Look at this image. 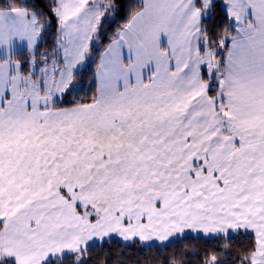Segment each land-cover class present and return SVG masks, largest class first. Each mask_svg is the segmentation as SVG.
Masks as SVG:
<instances>
[{
    "label": "snow or ice",
    "instance_id": "snow-or-ice-1",
    "mask_svg": "<svg viewBox=\"0 0 264 264\" xmlns=\"http://www.w3.org/2000/svg\"><path fill=\"white\" fill-rule=\"evenodd\" d=\"M30 7L0 0V264H88L113 237L264 264V0H140L122 24L121 0Z\"/></svg>",
    "mask_w": 264,
    "mask_h": 264
},
{
    "label": "trees",
    "instance_id": "trees-1",
    "mask_svg": "<svg viewBox=\"0 0 264 264\" xmlns=\"http://www.w3.org/2000/svg\"><path fill=\"white\" fill-rule=\"evenodd\" d=\"M124 5L121 16L116 19L119 23H124L129 12L140 3V0H121ZM29 6L35 5L34 8L30 7L29 10L42 12L44 20L47 21L50 16L48 12V6L50 0H27ZM220 19L218 21L220 27L218 32H222L227 26L228 21L224 19V13L221 12ZM116 24L112 25L111 31H115ZM232 28L229 29V32ZM56 22L52 19L50 27H46L43 35L38 40V47L35 49L37 53L45 50H51L54 47ZM110 34V33H109ZM225 49L221 52L223 56ZM28 55V52L23 50L17 52L16 58L23 61L24 57ZM94 61L90 65V71L88 77L84 80L83 87L76 95L79 98L88 100L95 90V83L92 80V75L95 72L96 63H98L99 55L94 53ZM247 243V240L244 241ZM186 246V247H185ZM238 245L234 242L229 249L222 248V242L213 239H185L164 247L162 245H148L141 246L138 242L131 244L122 243L117 237H113L110 241L97 246H93L89 252L88 264H103L107 261V264H161L162 260L168 259L173 253L180 254L181 251L187 252L186 256L181 257L184 260V264H203V260L206 255H210L214 250L217 251V255L220 256L222 264H234V258L237 255Z\"/></svg>",
    "mask_w": 264,
    "mask_h": 264
},
{
    "label": "crops",
    "instance_id": "crops-1",
    "mask_svg": "<svg viewBox=\"0 0 264 264\" xmlns=\"http://www.w3.org/2000/svg\"><path fill=\"white\" fill-rule=\"evenodd\" d=\"M230 34L235 35V28L234 27L231 29ZM228 45H229V47L231 46V40L230 39L228 41ZM16 47H17V52L25 50V46L21 42H17V46ZM226 54H227V49H225L223 56L226 55ZM98 62H99V60H98Z\"/></svg>",
    "mask_w": 264,
    "mask_h": 264
},
{
    "label": "rangeland",
    "instance_id": "rangeland-1",
    "mask_svg": "<svg viewBox=\"0 0 264 264\" xmlns=\"http://www.w3.org/2000/svg\"><path fill=\"white\" fill-rule=\"evenodd\" d=\"M118 239L122 242V243H124V244H131V242H124L121 238H119L118 237ZM137 242L141 245V246H148V245H152V244H156V245H160L158 242H156V243H152V242H149V243H142V242H139L138 240H137Z\"/></svg>",
    "mask_w": 264,
    "mask_h": 264
}]
</instances>
